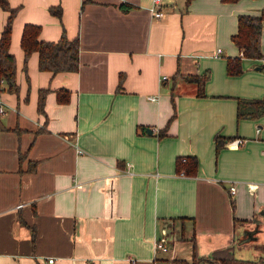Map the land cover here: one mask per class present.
Instances as JSON below:
<instances>
[{"label":"crops","instance_id":"obj_1","mask_svg":"<svg viewBox=\"0 0 264 264\" xmlns=\"http://www.w3.org/2000/svg\"><path fill=\"white\" fill-rule=\"evenodd\" d=\"M9 2L17 84L0 94V264H173L193 246L264 256V113L237 115L239 97H264V22L263 55L226 67L241 53L238 14L264 0H163L159 17L152 0ZM9 13L0 4V35ZM26 22L43 39L77 36L78 67L41 68L38 50L25 60ZM205 72L199 93L186 75ZM217 133L233 137L217 149ZM180 154L197 156L196 172L177 169Z\"/></svg>","mask_w":264,"mask_h":264},{"label":"trees","instance_id":"obj_2","mask_svg":"<svg viewBox=\"0 0 264 264\" xmlns=\"http://www.w3.org/2000/svg\"><path fill=\"white\" fill-rule=\"evenodd\" d=\"M0 4L10 9L7 22L0 35V94L6 87H16L17 64L15 54L10 49L11 28L16 7L11 6L9 0H0ZM264 22V6L260 12H240L238 14V29L231 37L240 47L241 53L228 55L226 67L231 74L240 73L243 70V56L261 57V35ZM41 25L35 22H26L21 37V44L25 51V60L33 50L39 52V66L52 70L75 69L79 64V39L68 37L65 33L57 40L43 39L39 37ZM208 72L202 74H187L186 77L199 82V93H204V81ZM59 99H68L67 88H58ZM41 104L43 92L40 95ZM264 113V97L238 98V117H257ZM1 125V117H0ZM233 136L217 133L215 135L216 148L219 149ZM177 169L183 172L194 173L197 171L198 158L195 154L178 155L176 158ZM116 186L109 185L107 188V204L115 203ZM173 264H264V256L258 258L240 257L235 254L232 245H226L214 249L208 254H200L193 246L191 255H175Z\"/></svg>","mask_w":264,"mask_h":264},{"label":"built area","instance_id":"obj_3","mask_svg":"<svg viewBox=\"0 0 264 264\" xmlns=\"http://www.w3.org/2000/svg\"><path fill=\"white\" fill-rule=\"evenodd\" d=\"M152 13L154 16H162L164 15V8H163V0H152V3L150 5ZM220 49V48H219ZM163 78L167 77V74H163L162 76ZM153 98H155L156 96H151ZM6 111V104L5 101L2 100V98H0V115ZM234 141L238 142V143H242L244 141L243 137H236L234 139ZM230 192L231 194H234L236 192V185L235 184H231L230 187ZM22 202L19 203V205ZM157 246L163 248L164 250H168L169 249V245L167 243V240L165 239V237L159 238L156 241ZM55 260V256L53 255H48L47 257H45L41 264H50L51 262H53Z\"/></svg>","mask_w":264,"mask_h":264},{"label":"water","instance_id":"obj_4","mask_svg":"<svg viewBox=\"0 0 264 264\" xmlns=\"http://www.w3.org/2000/svg\"><path fill=\"white\" fill-rule=\"evenodd\" d=\"M148 129H149V127H148Z\"/></svg>","mask_w":264,"mask_h":264},{"label":"rangeland","instance_id":"obj_5","mask_svg":"<svg viewBox=\"0 0 264 264\" xmlns=\"http://www.w3.org/2000/svg\"><path fill=\"white\" fill-rule=\"evenodd\" d=\"M168 251V250H167Z\"/></svg>","mask_w":264,"mask_h":264}]
</instances>
